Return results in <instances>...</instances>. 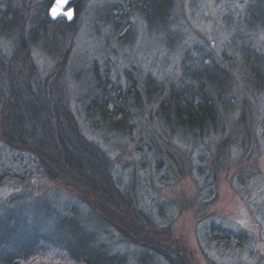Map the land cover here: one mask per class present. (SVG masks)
Instances as JSON below:
<instances>
[{"label":"trees","instance_id":"16d2710c","mask_svg":"<svg viewBox=\"0 0 264 264\" xmlns=\"http://www.w3.org/2000/svg\"><path fill=\"white\" fill-rule=\"evenodd\" d=\"M52 1L1 0L0 35L11 37L13 46L8 54L0 53V184L45 177L82 194L65 205L24 192L0 203V264H192L169 239L173 209L163 202L166 207L147 211L136 195L134 180L125 179L119 155H110L88 138L83 125L103 138L119 140L132 135L146 113L166 136L200 144L217 138L212 160L216 166L203 174L201 165H193L195 173L213 176L217 164L225 162L227 148L235 160L250 142L246 127L250 106L244 94L251 97L264 86L260 57L255 50H245L243 68L238 70L221 58L195 62L191 68L185 53L182 68L190 72L166 90L150 75L139 79L126 69L113 77L108 69L93 67L90 89L79 95L74 113L61 78L79 3L84 0H71L75 18L69 23L48 17ZM125 2L128 11L156 25L172 22L177 3ZM241 10L249 26L264 25V0H245ZM118 29L121 25L114 37H124L126 32ZM35 45L55 61L46 75L34 63ZM211 194L209 190L199 196ZM204 234L212 244L231 250L244 248L251 238L244 229L214 220ZM115 237L137 248L133 258L113 247Z\"/></svg>","mask_w":264,"mask_h":264},{"label":"rangeland","instance_id":"374dc122","mask_svg":"<svg viewBox=\"0 0 264 264\" xmlns=\"http://www.w3.org/2000/svg\"><path fill=\"white\" fill-rule=\"evenodd\" d=\"M244 1L176 0L172 22L157 25L145 22L134 10L128 11L125 0L82 1L61 78L69 107L77 113L79 95L90 89L93 67L99 71L106 68L113 77L126 69L135 71L139 79L150 75L166 90L190 72V68H182L185 53L191 68L195 62L207 64L221 58L238 70L243 68V52L255 50L264 76V25L243 22ZM108 10L115 14L110 15ZM120 25L117 32L126 35L115 38L113 31ZM11 42V37L0 35V53L8 54ZM31 54L42 75L54 69V59L36 45L31 47ZM244 95L250 106L246 122L250 142L235 160L227 148V158L217 164L213 176L195 173L193 165H201L203 174L206 168L216 166L212 160L217 138L201 144L197 140L195 144L187 138L181 141L166 136L146 113L137 120L132 135L119 140L103 138L83 125L88 138L96 140L110 155H119L125 179L134 180L136 195L147 211L164 203L173 209L169 213L173 218L169 239L185 251L192 264H209L211 260L213 264H264V86L260 93ZM239 98L242 100L243 95ZM209 190L210 197L199 196ZM20 192L33 198L49 197L61 205L76 201L82 194L57 181L32 177L23 183L3 181L0 203ZM211 220L244 229L251 237L249 243L235 250L212 244L204 234ZM112 243L116 250L133 258L137 249L134 245L116 237Z\"/></svg>","mask_w":264,"mask_h":264},{"label":"water","instance_id":"95a60500","mask_svg":"<svg viewBox=\"0 0 264 264\" xmlns=\"http://www.w3.org/2000/svg\"><path fill=\"white\" fill-rule=\"evenodd\" d=\"M70 4L71 0H53L47 11L48 17L51 20L64 18L66 22H72L75 18V8Z\"/></svg>","mask_w":264,"mask_h":264},{"label":"bare ground","instance_id":"6f19581e","mask_svg":"<svg viewBox=\"0 0 264 264\" xmlns=\"http://www.w3.org/2000/svg\"><path fill=\"white\" fill-rule=\"evenodd\" d=\"M72 5V4H71ZM73 6V5H72Z\"/></svg>","mask_w":264,"mask_h":264},{"label":"flooded vegetation","instance_id":"af4514ba","mask_svg":"<svg viewBox=\"0 0 264 264\" xmlns=\"http://www.w3.org/2000/svg\"><path fill=\"white\" fill-rule=\"evenodd\" d=\"M71 5V4H70Z\"/></svg>","mask_w":264,"mask_h":264}]
</instances>
